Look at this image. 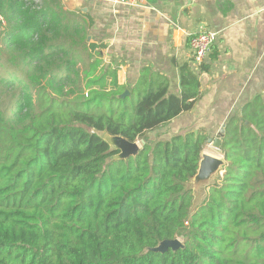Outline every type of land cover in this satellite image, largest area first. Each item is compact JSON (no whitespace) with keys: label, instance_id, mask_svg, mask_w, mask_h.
<instances>
[{"label":"trees","instance_id":"trees-1","mask_svg":"<svg viewBox=\"0 0 264 264\" xmlns=\"http://www.w3.org/2000/svg\"><path fill=\"white\" fill-rule=\"evenodd\" d=\"M0 12V264H264V95L226 122V165L192 209L209 135L162 130L194 108L199 74L181 67L179 95L149 68L121 85L91 22L59 0ZM103 131L142 147L118 158Z\"/></svg>","mask_w":264,"mask_h":264},{"label":"crops","instance_id":"crops-1","mask_svg":"<svg viewBox=\"0 0 264 264\" xmlns=\"http://www.w3.org/2000/svg\"><path fill=\"white\" fill-rule=\"evenodd\" d=\"M59 1L91 22L88 40L104 45L106 60L117 67L119 84L133 87L141 71L149 68L168 80L170 94L179 95L181 67L188 64L199 74L200 98L191 111L162 130L165 136L205 128L216 138L244 104L264 95V0H145L138 6L109 0ZM203 30L218 36L201 64L209 69L202 71L193 60L190 36ZM7 33L3 16L2 47Z\"/></svg>","mask_w":264,"mask_h":264},{"label":"water","instance_id":"water-1","mask_svg":"<svg viewBox=\"0 0 264 264\" xmlns=\"http://www.w3.org/2000/svg\"><path fill=\"white\" fill-rule=\"evenodd\" d=\"M129 94V91H125L122 97ZM224 127H222L216 138L209 137L207 143H212L217 149H221V136L224 135ZM106 142H108L113 150H120L118 158H127L131 155H136L142 145L137 141H130L129 139L121 135H111L106 131L99 134ZM226 160L223 155H217L212 152L203 150L201 152V159L197 173L188 183V189L193 193L192 209H196L200 206L204 197L206 196L208 189L216 182L218 176L222 173ZM183 246L181 238L162 240L158 245L150 248H146V251L164 252L169 248L173 250Z\"/></svg>","mask_w":264,"mask_h":264},{"label":"built area","instance_id":"built-area-1","mask_svg":"<svg viewBox=\"0 0 264 264\" xmlns=\"http://www.w3.org/2000/svg\"><path fill=\"white\" fill-rule=\"evenodd\" d=\"M124 5L138 6L142 5L145 0H109ZM3 16L0 12V20ZM217 32L215 31H200L190 36V46L193 52V60L198 67L207 59L211 53L213 46L217 40Z\"/></svg>","mask_w":264,"mask_h":264},{"label":"rangeland","instance_id":"rangeland-1","mask_svg":"<svg viewBox=\"0 0 264 264\" xmlns=\"http://www.w3.org/2000/svg\"><path fill=\"white\" fill-rule=\"evenodd\" d=\"M139 142H140V144H142L141 141H139ZM204 149L206 151L212 152L214 154L222 155L221 151L219 149H217L216 147H214V145L212 143H206Z\"/></svg>","mask_w":264,"mask_h":264}]
</instances>
